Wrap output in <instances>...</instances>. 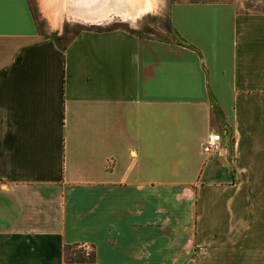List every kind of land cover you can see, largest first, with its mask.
I'll return each instance as SVG.
<instances>
[{
    "label": "crops",
    "instance_id": "1",
    "mask_svg": "<svg viewBox=\"0 0 264 264\" xmlns=\"http://www.w3.org/2000/svg\"><path fill=\"white\" fill-rule=\"evenodd\" d=\"M169 13L176 39L87 26L60 44L29 0H0V264H264L240 186L264 179V11ZM76 243L95 259L70 261Z\"/></svg>",
    "mask_w": 264,
    "mask_h": 264
},
{
    "label": "rangeland",
    "instance_id": "2",
    "mask_svg": "<svg viewBox=\"0 0 264 264\" xmlns=\"http://www.w3.org/2000/svg\"><path fill=\"white\" fill-rule=\"evenodd\" d=\"M29 0L34 12L37 27L41 34L54 37L60 44L87 26L111 27L119 26L135 33L160 39H176L177 34L170 22V5L176 1L202 0H151V5L136 16L130 18L122 13L110 11L101 15L100 10L106 0ZM91 1V2H89ZM144 0H142V5ZM232 1L239 9L245 11H264V0H203ZM88 5V6H87ZM88 11L86 18L80 16ZM82 11V12H81ZM92 12V13H90ZM104 16V17H103ZM240 186L249 187L250 203L254 209L259 205L264 208V179H243ZM256 204V205H255ZM252 210V214H254ZM260 213V212H259ZM264 215V212L261 211ZM260 213V214H261ZM253 215L251 219H253Z\"/></svg>",
    "mask_w": 264,
    "mask_h": 264
},
{
    "label": "bare ground",
    "instance_id": "3",
    "mask_svg": "<svg viewBox=\"0 0 264 264\" xmlns=\"http://www.w3.org/2000/svg\"><path fill=\"white\" fill-rule=\"evenodd\" d=\"M143 2L144 3L142 5V0H107V3H106L107 5L104 6L102 9L97 8V10H100L101 13L99 14L101 15H106L108 11L110 12V10H113L114 12H119V13H122L124 16L127 15L128 17L132 18L136 16L138 13H140L141 11L143 10L145 11V9L149 7V5H151V0H144ZM79 15L84 18L87 17L84 14H79Z\"/></svg>",
    "mask_w": 264,
    "mask_h": 264
},
{
    "label": "trees",
    "instance_id": "4",
    "mask_svg": "<svg viewBox=\"0 0 264 264\" xmlns=\"http://www.w3.org/2000/svg\"><path fill=\"white\" fill-rule=\"evenodd\" d=\"M65 251L70 261H93L96 257V249L92 244L76 243L68 245Z\"/></svg>",
    "mask_w": 264,
    "mask_h": 264
},
{
    "label": "built area",
    "instance_id": "5",
    "mask_svg": "<svg viewBox=\"0 0 264 264\" xmlns=\"http://www.w3.org/2000/svg\"><path fill=\"white\" fill-rule=\"evenodd\" d=\"M222 135L219 132L210 133L205 141L204 151H220L221 150Z\"/></svg>",
    "mask_w": 264,
    "mask_h": 264
}]
</instances>
